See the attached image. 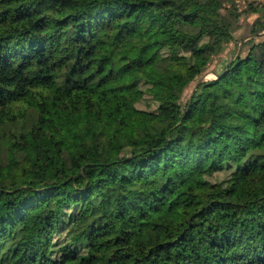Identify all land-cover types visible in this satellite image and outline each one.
I'll use <instances>...</instances> for the list:
<instances>
[{
  "label": "trees",
  "instance_id": "trees-1",
  "mask_svg": "<svg viewBox=\"0 0 264 264\" xmlns=\"http://www.w3.org/2000/svg\"><path fill=\"white\" fill-rule=\"evenodd\" d=\"M238 1L0 0V264H264V2Z\"/></svg>",
  "mask_w": 264,
  "mask_h": 264
},
{
  "label": "rangeland",
  "instance_id": "rangeland-1",
  "mask_svg": "<svg viewBox=\"0 0 264 264\" xmlns=\"http://www.w3.org/2000/svg\"><path fill=\"white\" fill-rule=\"evenodd\" d=\"M239 6L245 7L247 5V1H243V0H239L238 1ZM256 18V15H250L247 16L246 18H244L243 16L241 17L240 21H239V28L236 31V39L239 40V38H241L242 36H244V34L247 32V26L252 23ZM219 66L216 64V62H212V64H210L205 73L200 77V79H209V78H213L215 76V74L213 73V70L218 68ZM193 89V85L188 87L186 89V91L184 92L183 95V100L185 101L186 98L188 97V95L191 93V90ZM28 143H29V150H30V156H34L37 153H39L41 151V145H49V142L46 138H42L38 143L33 141L32 139L28 138ZM22 165H24L27 170V174L28 175H33L34 174V170L31 166V162L30 159H27L26 161H24L22 164H19L15 167V174L16 176H19L22 172Z\"/></svg>",
  "mask_w": 264,
  "mask_h": 264
},
{
  "label": "built area",
  "instance_id": "built-area-1",
  "mask_svg": "<svg viewBox=\"0 0 264 264\" xmlns=\"http://www.w3.org/2000/svg\"><path fill=\"white\" fill-rule=\"evenodd\" d=\"M257 1L264 2V0H257Z\"/></svg>",
  "mask_w": 264,
  "mask_h": 264
}]
</instances>
